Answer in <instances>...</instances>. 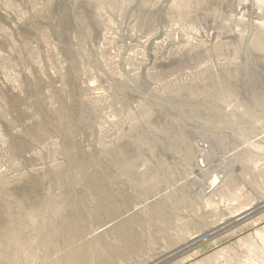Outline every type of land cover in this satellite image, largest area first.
<instances>
[{"label":"rangeland","instance_id":"rangeland-1","mask_svg":"<svg viewBox=\"0 0 264 264\" xmlns=\"http://www.w3.org/2000/svg\"><path fill=\"white\" fill-rule=\"evenodd\" d=\"M0 264H264V0H0Z\"/></svg>","mask_w":264,"mask_h":264}]
</instances>
